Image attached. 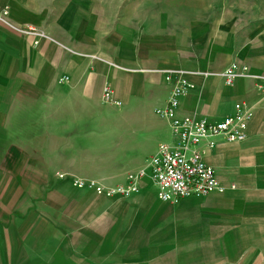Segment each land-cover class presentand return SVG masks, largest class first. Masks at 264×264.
Returning <instances> with one entry per match:
<instances>
[{
    "label": "crops",
    "instance_id": "1",
    "mask_svg": "<svg viewBox=\"0 0 264 264\" xmlns=\"http://www.w3.org/2000/svg\"><path fill=\"white\" fill-rule=\"evenodd\" d=\"M241 1L187 16L169 1L0 0V264H264V4ZM231 63L248 73L227 85ZM169 70L193 84L179 116L253 113L245 141L204 155L225 189L173 203L145 163L174 140L156 114ZM106 81L119 105L101 104ZM142 169L127 197L72 183Z\"/></svg>",
    "mask_w": 264,
    "mask_h": 264
},
{
    "label": "built area",
    "instance_id": "2",
    "mask_svg": "<svg viewBox=\"0 0 264 264\" xmlns=\"http://www.w3.org/2000/svg\"><path fill=\"white\" fill-rule=\"evenodd\" d=\"M7 18L8 8H0V21L7 22ZM247 73L246 64L231 63L219 75L227 85H231L236 78L246 76ZM165 78L167 82L172 83L171 94L166 106L157 108L156 114L169 120L174 140L171 143H159L156 153L145 160L157 188V197L173 203L180 198L201 197L211 192L223 191L225 188L218 183L215 170L206 164L204 155L214 149L220 141H245L252 110L242 103H235V112L223 120L208 121L203 117L179 116L180 101L193 89V84L179 70H169L165 73ZM102 95V104H120L112 95L110 81L104 82ZM145 175V169L129 172L124 182L110 187L97 180L84 178H73L72 183L77 188L92 189L96 194L127 197L141 190L140 184Z\"/></svg>",
    "mask_w": 264,
    "mask_h": 264
},
{
    "label": "rangeland",
    "instance_id": "3",
    "mask_svg": "<svg viewBox=\"0 0 264 264\" xmlns=\"http://www.w3.org/2000/svg\"><path fill=\"white\" fill-rule=\"evenodd\" d=\"M121 10L124 11L125 8L129 14H134L135 9L141 6L143 12H150L152 10H157L162 7L165 8L164 4L169 1L174 7L175 11H178L180 15H193L200 12H213V10H220L222 8H227L232 6L235 8H242L244 2L241 0H221L222 2H216L215 0H121ZM180 3H182L180 5ZM255 3L264 4V0H258ZM179 7H175L178 6ZM245 5V4H244ZM173 11V10H172ZM102 104V103H101ZM104 105V104H102Z\"/></svg>",
    "mask_w": 264,
    "mask_h": 264
}]
</instances>
